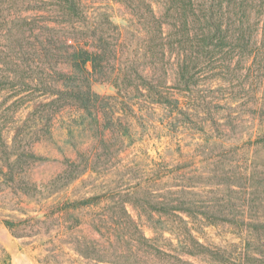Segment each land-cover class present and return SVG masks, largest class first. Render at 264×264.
Instances as JSON below:
<instances>
[{
  "label": "trees",
  "instance_id": "16d2710c",
  "mask_svg": "<svg viewBox=\"0 0 264 264\" xmlns=\"http://www.w3.org/2000/svg\"><path fill=\"white\" fill-rule=\"evenodd\" d=\"M136 1L120 0L131 9L129 26L103 11L99 3L105 0H9L8 10L0 5V86H22L42 100L10 150L0 151L9 168L0 171L44 215L10 214L12 221L5 222L15 237L44 240L50 258L67 246L82 264H192L185 257L209 251L195 229L204 221L264 231V224L245 223L234 213L241 199L232 194L250 188L255 174L238 169V147L224 139H205L203 171L197 173L186 163L147 174L142 161L121 158L136 123L156 130L153 117H160L162 126L178 128L202 110L218 108L214 91L199 89L196 81L203 64L213 62L226 75L223 81L218 73L208 76L211 88L237 82L246 90L236 76L239 67L231 66L253 59L250 85L258 96L264 85L257 75L264 72V0H164L168 7L161 12L146 0L132 5ZM130 35L141 38L133 42ZM97 84L114 93L95 91ZM260 100L255 107L263 115ZM4 122L0 118L2 142ZM42 163L57 172L39 190L33 175ZM77 182L79 194L69 195ZM207 188L214 192L205 195ZM246 259L245 253L241 263Z\"/></svg>",
  "mask_w": 264,
  "mask_h": 264
},
{
  "label": "rangeland",
  "instance_id": "374dc122",
  "mask_svg": "<svg viewBox=\"0 0 264 264\" xmlns=\"http://www.w3.org/2000/svg\"><path fill=\"white\" fill-rule=\"evenodd\" d=\"M105 1V3H99L103 11L107 9L115 23L129 26L132 19L130 7L120 0ZM138 1L132 5L142 6ZM163 1L146 0L148 4H152L156 12H161L168 7V4ZM0 5L8 10L9 0L5 2L0 0ZM129 37L133 42L141 38V36L131 35ZM0 39L2 38L0 37ZM232 63V68L239 67L236 76L240 77L244 84L246 81V90H241L243 86L237 82L228 88L215 82L211 88L208 84L210 82L208 76L214 77V74L218 73L219 81L227 78L221 70L213 69V62L203 64L197 72L195 71L196 81L203 85L199 89L207 90L208 93L214 91V95L221 100L218 108L215 109L212 106L209 111L202 110L201 113L196 114L195 120H183L181 124H178V128L162 126L160 117H153L156 123L160 124V126L157 124L156 130L145 129L136 123L132 130L130 150L128 153H124L121 158H124L125 161L131 159L142 161L145 166L144 173L147 174L155 173L157 168L168 173L171 172V169H176L186 163H189L187 171L197 173L203 171L202 161L205 159L203 160L199 152L206 147L204 146L205 139L222 138L228 145L233 144L238 147V149L232 150L236 155L238 169L252 174V176L255 174L250 188L237 187L238 189L232 194L233 197L241 199L240 202L234 203L237 204V210L234 213L239 217H245L240 218L244 219L245 223L262 225L264 224V114L258 113L255 104L258 99H261L259 104L262 103L264 85H261L259 94L255 98V88L250 85L253 78H250L249 73L253 59L242 62L236 59ZM261 66H264V62ZM263 73L257 75H262L261 78L264 79ZM94 89L100 93H114V90L107 89L103 85H94ZM230 93L232 94L230 95ZM35 97H38V93L22 86H0V118L3 117L6 121L1 126L4 140L3 142L0 140V151L5 148L9 149L8 147L13 145V137L28 125L27 122L31 118L32 112L42 101ZM200 105L197 103L195 105L198 111L201 110ZM214 110L219 112L215 113L216 116L213 114ZM88 146L89 143L86 144V147ZM40 149L42 151V148ZM214 151L217 149L214 148ZM0 169L9 171V168H5L1 161ZM56 172L55 165L47 166L43 163L34 169L33 178L37 181L39 190L44 189L45 181H48ZM9 182L2 177L0 171V264H82L77 261V256L67 246H64V249H58L56 257L50 258V254L47 252L48 244L44 240L35 241L31 238L23 239L12 235L5 222L12 221V218L7 215L11 214L16 217L35 215L42 218L44 211L41 209V205L36 202L29 203L27 201V195L23 189L16 191L11 188ZM79 184L77 182L70 188L69 195L74 196L77 192L79 194ZM204 192L206 195L207 192H214V190L207 188ZM218 192H222L221 189ZM244 193H247V197L251 198L249 206L247 205L248 201L244 200ZM44 196L45 194H42V197ZM56 197H60V195ZM203 200L207 201L208 199ZM252 201L255 202L252 204ZM227 204H224V207ZM101 207L103 206L101 205L100 209ZM129 210L136 217V210L133 207H129ZM144 219H147L146 214ZM195 229L198 231L197 236L200 238V242L205 244L209 251L203 255L185 257L192 264H242L245 253L247 264H264V231H254L249 226H233L220 221L215 225L204 221L199 226H195ZM145 231L147 236L153 235L148 226L145 227ZM167 235L169 236V234Z\"/></svg>",
  "mask_w": 264,
  "mask_h": 264
}]
</instances>
